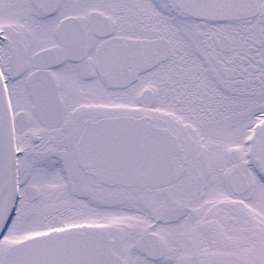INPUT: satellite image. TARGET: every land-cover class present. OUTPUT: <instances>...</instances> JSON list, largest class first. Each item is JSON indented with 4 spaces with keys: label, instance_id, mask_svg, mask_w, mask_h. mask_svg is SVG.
<instances>
[{
    "label": "snow or ice",
    "instance_id": "1",
    "mask_svg": "<svg viewBox=\"0 0 264 264\" xmlns=\"http://www.w3.org/2000/svg\"><path fill=\"white\" fill-rule=\"evenodd\" d=\"M0 264H264V0H0Z\"/></svg>",
    "mask_w": 264,
    "mask_h": 264
}]
</instances>
